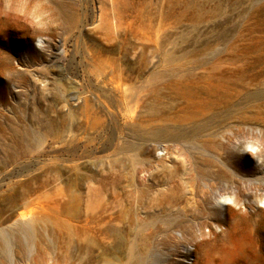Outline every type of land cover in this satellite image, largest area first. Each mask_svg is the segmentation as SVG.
<instances>
[{
    "label": "rangeland",
    "instance_id": "obj_1",
    "mask_svg": "<svg viewBox=\"0 0 264 264\" xmlns=\"http://www.w3.org/2000/svg\"><path fill=\"white\" fill-rule=\"evenodd\" d=\"M2 1L50 23L2 31L0 230L31 243L0 264H227L232 212L260 238L230 264L264 262V162L232 148L264 131V0Z\"/></svg>",
    "mask_w": 264,
    "mask_h": 264
},
{
    "label": "bare ground",
    "instance_id": "obj_2",
    "mask_svg": "<svg viewBox=\"0 0 264 264\" xmlns=\"http://www.w3.org/2000/svg\"><path fill=\"white\" fill-rule=\"evenodd\" d=\"M8 20H13L16 22V25H17V28L19 29V32H21L22 35L25 36L24 39L26 38V41L24 42V44H27L29 42L31 34L34 35V38H37V37L42 38L43 37L42 35H40V32L38 30H35L30 25V21H29L27 14H21L19 9L13 5L9 6L8 8H4L3 7V1L0 0V54L2 53L1 49L6 44L5 39H3L2 31L7 27L6 24H7ZM2 90H3V86H2V84H0V103L2 102V92H3ZM58 92H60V89L58 90ZM79 96L80 95L77 94L75 97L77 100L76 106H77L79 111H82L81 114H84L87 116V115H89L88 112L92 108L86 99L80 98ZM68 100H69V98L67 97V98H65L64 101L67 103ZM64 106H66V105H64ZM68 109L70 110V108H67V110ZM71 113L72 112H70L69 114H71ZM202 118H204V117H202ZM255 121H256V123H258L260 125H264V115H259L258 117L255 118ZM261 134H260V137L258 138V143L254 142V143H251L250 145H248L244 141H239L236 145L232 146V148L238 152H241L242 154H245V155L250 153V154H252V156L255 158L256 161L264 162V144H263V142H264V131ZM36 139H38V138L36 137ZM207 146L208 145H204V147H207ZM199 149H204V148H199ZM210 149L211 148H208V150H210ZM206 164L210 165L211 160H207ZM207 171H209V170L207 169ZM210 173H213V172H210ZM220 175H221L220 172H216L213 174V177H218ZM262 181H264V176L260 177V179L256 182V189L258 191H260L261 193H263V195H264V185H262ZM261 193H259L257 195L259 197H261ZM215 201H216V205L220 209L218 211V215H219L220 219L223 221H226L225 218H222L223 210H226L227 206H237L236 201L232 198H229V197H220ZM207 202H208V200H207ZM257 208L261 212V214H262L261 216L263 217V219L259 218V220L256 223H259L260 221L264 222V198L262 200L258 201ZM230 215L231 216L229 218V221H227L228 227H227L226 234H224L221 238L213 239V241L221 242V244L224 246H233L237 242L240 243V246L238 248H235L229 252L228 251L224 252L223 259H224V262H226L227 264L231 263L232 258L236 254H240L242 256H245V258L247 259L248 256L245 255L244 246L248 242L249 243L250 242L259 243V238H260L259 230H257L256 228H252V226L249 224L248 221H246V222H244V224H242L243 231H242L239 239L237 237L233 236V231H234L233 228L235 227V223L233 220H234V217L237 216V214L232 212V214L230 213ZM19 216H23V215L19 214ZM259 225H261V224L259 223ZM17 226H18V224H17ZM30 228H31V223L28 222L26 224V226L19 225L17 228H15L16 230L12 229L13 231H11V232H6V231L0 230V244H1L0 248H1L2 254L4 256L7 255L8 250H9V246H10V239L12 241V244L15 245V247L17 249L21 250V252L23 253L31 243L30 237L28 236L29 232L31 231V230H29ZM217 229H219V231H220V226H216L215 230L217 231ZM16 231H18V232L13 237H11L13 232H16ZM25 231H26L25 234L27 235V237L25 238V240H22L23 238L21 239V237L19 235L23 234L21 232H25ZM200 237L203 238V239H201L202 244H207V245L211 244V240L209 239V237H210L209 233L204 234V235L200 234V235H198L197 238H200ZM256 261H258L257 264H264V262L259 261V259H257ZM252 263L253 262L251 261L250 264H252Z\"/></svg>",
    "mask_w": 264,
    "mask_h": 264
},
{
    "label": "clouds",
    "instance_id": "obj_3",
    "mask_svg": "<svg viewBox=\"0 0 264 264\" xmlns=\"http://www.w3.org/2000/svg\"><path fill=\"white\" fill-rule=\"evenodd\" d=\"M21 14H27L29 19L32 21L33 26L40 31H47L49 27V20H48V13L42 10V8L38 5H33L31 9L27 8V6H24L20 8ZM41 39L40 37H37L34 44L35 47L38 49L41 46Z\"/></svg>",
    "mask_w": 264,
    "mask_h": 264
}]
</instances>
